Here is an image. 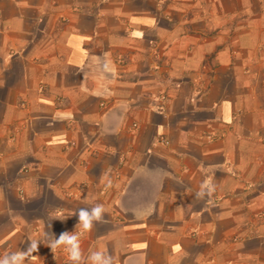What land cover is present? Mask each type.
Wrapping results in <instances>:
<instances>
[{
  "label": "crops",
  "instance_id": "1",
  "mask_svg": "<svg viewBox=\"0 0 264 264\" xmlns=\"http://www.w3.org/2000/svg\"><path fill=\"white\" fill-rule=\"evenodd\" d=\"M264 264V0H0V256Z\"/></svg>",
  "mask_w": 264,
  "mask_h": 264
},
{
  "label": "clouds",
  "instance_id": "2",
  "mask_svg": "<svg viewBox=\"0 0 264 264\" xmlns=\"http://www.w3.org/2000/svg\"><path fill=\"white\" fill-rule=\"evenodd\" d=\"M104 208L96 205L91 208H81L78 213V224L74 232H64L56 238L54 235L46 234L48 244L54 253L56 249L67 252L71 264H82L84 257L81 251V236L91 231L94 224L103 220ZM40 241H31L26 251L11 252L0 256V264H27L38 251ZM89 264H113L112 257L99 251L92 252L87 258Z\"/></svg>",
  "mask_w": 264,
  "mask_h": 264
}]
</instances>
